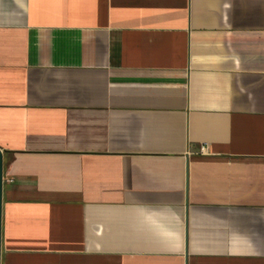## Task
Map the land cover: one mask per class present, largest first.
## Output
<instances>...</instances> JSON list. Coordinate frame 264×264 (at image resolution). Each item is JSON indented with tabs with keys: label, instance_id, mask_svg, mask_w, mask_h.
Wrapping results in <instances>:
<instances>
[{
	"label": "crops",
	"instance_id": "obj_1",
	"mask_svg": "<svg viewBox=\"0 0 264 264\" xmlns=\"http://www.w3.org/2000/svg\"><path fill=\"white\" fill-rule=\"evenodd\" d=\"M0 150L1 264H264V0H0Z\"/></svg>",
	"mask_w": 264,
	"mask_h": 264
},
{
	"label": "water",
	"instance_id": "obj_2",
	"mask_svg": "<svg viewBox=\"0 0 264 264\" xmlns=\"http://www.w3.org/2000/svg\"><path fill=\"white\" fill-rule=\"evenodd\" d=\"M3 187H4V157L0 150V264L2 260V205H3Z\"/></svg>",
	"mask_w": 264,
	"mask_h": 264
},
{
	"label": "built area",
	"instance_id": "obj_3",
	"mask_svg": "<svg viewBox=\"0 0 264 264\" xmlns=\"http://www.w3.org/2000/svg\"><path fill=\"white\" fill-rule=\"evenodd\" d=\"M203 153H205L206 152V150H205V148H202V150H201Z\"/></svg>",
	"mask_w": 264,
	"mask_h": 264
}]
</instances>
